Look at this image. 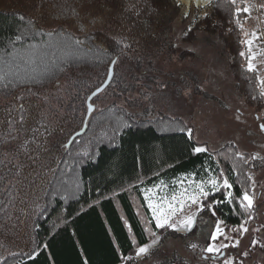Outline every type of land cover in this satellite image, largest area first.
<instances>
[{"label":"trees","instance_id":"obj_1","mask_svg":"<svg viewBox=\"0 0 264 264\" xmlns=\"http://www.w3.org/2000/svg\"><path fill=\"white\" fill-rule=\"evenodd\" d=\"M235 7L245 5L212 0L199 9L209 15L183 40L196 41L201 30L216 35L235 90L260 118L264 90L257 71H247L248 14L240 13L241 30ZM185 8L175 0H0V264H121L153 239L146 227L164 232L154 222L146 226L151 212L143 190L163 181L166 194L178 192L181 178L206 179L220 170L236 195L241 187L251 190L248 176L264 167L260 159L242 153L247 162L241 160L234 144L193 154L199 144L179 130L191 128L181 119L136 120L114 103L95 108L86 121L88 98L113 61L107 89L128 92L126 79L169 46L168 25L180 21L186 31L198 9L182 18ZM19 105L23 126L15 123ZM217 208L224 226H238L231 206Z\"/></svg>","mask_w":264,"mask_h":264},{"label":"rangeland","instance_id":"obj_2","mask_svg":"<svg viewBox=\"0 0 264 264\" xmlns=\"http://www.w3.org/2000/svg\"><path fill=\"white\" fill-rule=\"evenodd\" d=\"M183 3L188 10L197 8L189 0H184ZM185 28L186 25L180 21L169 24V46L162 51H154L146 59L151 60L152 65L136 70L132 79H126L129 83L126 84L128 92L107 89L93 105L104 109L115 103L126 108L136 120H152L162 116L181 119L191 127L199 145L216 151L227 144H234L241 153L258 155V159L264 164V132L260 128L264 124V112L258 114L260 118L257 119L255 110L248 108L235 90L224 48L216 35L209 32L208 36L201 30L197 33L196 41L187 42L182 35ZM247 28L250 32L253 28L256 30L254 23H249ZM171 45L174 51L169 49ZM257 45L259 48L258 40ZM260 54L259 57L264 62L261 50ZM251 177L256 185L255 206L263 205L259 210V219L254 223L249 222V231L242 237L222 225L226 234L238 238L240 244L238 247L223 249L224 256L216 257H219V261L231 258L233 264H264V254L260 251V246L264 244V167L259 171H252ZM155 191L154 198L166 195L163 190ZM199 216L207 223L198 222V228L184 235L164 230L158 233L161 236L160 246L150 256L137 258L135 253L124 264H210L211 259L217 262L218 259L212 254H203L189 247L193 242L200 247L208 243L206 237L215 218L210 216L208 210H204ZM255 228H260L261 231H254ZM253 239L261 243L253 247ZM201 255H208L209 259L202 260Z\"/></svg>","mask_w":264,"mask_h":264},{"label":"snow or ice","instance_id":"obj_3","mask_svg":"<svg viewBox=\"0 0 264 264\" xmlns=\"http://www.w3.org/2000/svg\"><path fill=\"white\" fill-rule=\"evenodd\" d=\"M175 2L180 5L184 2V0H175ZM189 2L194 3L198 9L196 15L193 16L192 21L189 22V26L186 31L182 34L183 36H187L188 33L192 31V25L195 21L201 16L207 17L209 13L207 11H199V9L205 8L207 5L212 3V0H189ZM228 3L231 5H237L238 0H228ZM249 13L250 8L245 5V7H235L234 16L236 17L237 25L243 30V26L240 25V13ZM73 16L79 17V13L74 9L71 13ZM189 16V10L187 8L182 10V18H187ZM21 20L24 17H20ZM30 23V22H29ZM247 35V34H245ZM252 38L247 39L244 43L247 45L248 49V57H247V71L255 72L257 71L256 65L253 61L256 59L255 54L252 52V47L255 39H259V36L256 32L251 34ZM17 40L20 37L16 38ZM79 43V41H77ZM118 43L123 45V47H130L123 39L119 40ZM240 56H245V52L241 51ZM115 63V61H113ZM259 83L264 86V79H261ZM98 91H103V88L98 89ZM261 96H264V91H261ZM93 95H96L94 92ZM18 117L15 120L16 124L21 126L25 123V116L23 115V105H19ZM88 111L93 110L92 104L87 105ZM239 119V117H237ZM259 119V117H257ZM11 123V122H10ZM43 126V125H42ZM261 130H264V124L260 125ZM182 132L186 131L187 137L189 140L192 139V130L190 128H181L179 129ZM38 131V129L36 130ZM27 143L35 144V138L33 140L28 141ZM25 151H27V144L24 146ZM37 147H39L37 145ZM208 151L206 146L195 145L192 148L193 154H201L206 153ZM241 160L247 162V159L243 156L242 153L237 154ZM258 155L252 156V159H258ZM19 169V166H18ZM22 170V169H21ZM239 176V173H237ZM248 179L252 181L251 190L248 188L241 187L240 194L236 195L233 191V183L230 182L228 176L225 175L223 170H220L215 175L209 171L207 178H201L196 180L191 176L183 177L179 181L180 190L177 192L175 189L172 190L170 194L161 195L157 198L156 196V187L153 189H145L144 191V199L147 201V208L151 212V218L145 220L146 226L152 225L154 222V227L157 230H165L172 231L175 233H179L181 235L190 234L193 232L194 228H198V222L207 223L200 217L199 214L207 208L211 217L215 218L213 220L212 228L206 237L208 243L204 247H200L198 243L193 242L190 243L189 247L192 250H199L203 254H212L213 257L221 256L222 250L228 247H238L240 244V240L238 238L230 237L226 234L225 225L226 222L223 219L216 218L217 217V206L225 205L231 206V212L235 215L241 217L240 223L238 226H234L230 229V231L237 233L239 236H243L248 233L249 228L247 225L250 221L255 219V181L249 175ZM161 188L166 187L164 182H160ZM220 194V198H216V194ZM151 194V195H150ZM213 197L212 200H209V197ZM237 206L240 211H237ZM193 208L195 210H193ZM137 215H140V212L137 211ZM129 230H131V226H129ZM146 230L149 232L150 237H154L152 239L150 245L138 246L136 249V257L143 258L146 256H150L152 251L160 246L161 236L157 233V231H153L151 228H147ZM254 231L260 232V228H255ZM221 237L223 240H221ZM219 241V242H218ZM224 241H228L227 243ZM261 241L253 239L251 241V245L254 247ZM246 256L247 253L245 252ZM124 259H129L128 257H124ZM202 260H208V255H201ZM223 264H233L232 259L224 260Z\"/></svg>","mask_w":264,"mask_h":264},{"label":"crops","instance_id":"obj_4","mask_svg":"<svg viewBox=\"0 0 264 264\" xmlns=\"http://www.w3.org/2000/svg\"><path fill=\"white\" fill-rule=\"evenodd\" d=\"M238 1H242V3H243L244 5H247V6L250 8V14L247 13V14H248V18H247V20H246V25H245L247 36H246L245 38H246V39H251V38H252L251 34H252L253 32H255V28H253V31L250 32V31H249V28H247V27H248L249 23H250V24H253V23H254V27H256V15H255V13H254V10H253V6H252V3H251V0H238ZM262 3H263V6H264V0H262ZM254 43H255V44H254ZM254 43H253V47H252V52H253V54H255L256 59L253 61V63L256 65L257 73H258L259 78H260V80H261V79H264V62H263V60H262V57H259V56H261V54H260V49L258 48L257 40H256V39L254 40ZM261 86H262V85H261ZM262 88H263V90H264V86H262ZM159 186H160V183H159L158 186L156 187L157 190H164L165 187L161 188V187H159ZM153 188H154V187H149L148 189H153ZM128 258H129V257H128ZM125 262H126V259H125L124 262L121 263V264H124Z\"/></svg>","mask_w":264,"mask_h":264},{"label":"built area","instance_id":"obj_5","mask_svg":"<svg viewBox=\"0 0 264 264\" xmlns=\"http://www.w3.org/2000/svg\"><path fill=\"white\" fill-rule=\"evenodd\" d=\"M252 4L254 13L257 17L255 32L259 36V39H257L259 49L262 51L264 57V6L261 0H252Z\"/></svg>","mask_w":264,"mask_h":264},{"label":"water","instance_id":"obj_6","mask_svg":"<svg viewBox=\"0 0 264 264\" xmlns=\"http://www.w3.org/2000/svg\"><path fill=\"white\" fill-rule=\"evenodd\" d=\"M113 77H114V63L111 65L110 69H109V74H108V77L106 79V81L103 83V85L101 87H99L98 89L100 88H103V91H98L95 90L94 92L96 93V95H93V93L90 95V97L88 98V101H87V104H92L93 106V110L92 111H88V114H87V118H86V121H88L92 115V113L95 111V106L93 105V99L95 97H97L98 95H100L101 93H103L107 88L108 86L111 84L112 80H113ZM264 132V130H263ZM224 256V253H222L221 257Z\"/></svg>","mask_w":264,"mask_h":264},{"label":"flooded vegetation","instance_id":"obj_7","mask_svg":"<svg viewBox=\"0 0 264 264\" xmlns=\"http://www.w3.org/2000/svg\"><path fill=\"white\" fill-rule=\"evenodd\" d=\"M215 259H216V257H215ZM211 260H213V259H211ZM217 261H219V257H218V260Z\"/></svg>","mask_w":264,"mask_h":264}]
</instances>
